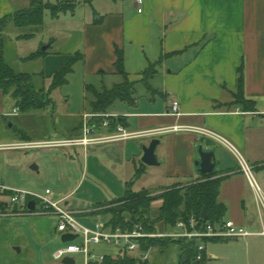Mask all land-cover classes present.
Returning a JSON list of instances; mask_svg holds the SVG:
<instances>
[{
    "label": "crops",
    "instance_id": "crops-1",
    "mask_svg": "<svg viewBox=\"0 0 264 264\" xmlns=\"http://www.w3.org/2000/svg\"><path fill=\"white\" fill-rule=\"evenodd\" d=\"M44 1L52 5L67 2L71 6L57 15L51 9L46 10L45 23L38 31L42 33L38 44L28 51L26 47L22 50L20 43L35 41L38 32L22 41L18 38L21 33L11 37L6 32V62L17 72H29L23 68L25 63L43 59L39 74L52 81L64 63L75 53H81L82 59L76 62L68 81L59 88L70 84L75 68H81L83 96L90 104L93 96L87 90L88 85L102 90L123 82L115 68L117 49H122L129 78L136 81L135 102L121 101V106L113 109V104L105 113L119 115L129 132L161 131L87 146L2 147L10 143L81 137L84 116L95 112L91 105L83 114L69 109L62 114L67 122L62 126L67 131L56 123L52 130L44 132L40 122L56 105L52 92L44 108L22 112L20 108L16 111L19 106L13 96L0 90V178L3 183L39 193L41 186L30 181H79L69 190H58L59 194L50 187L46 189L51 190L52 199H63L61 204L73 210L82 224L94 227L96 220L101 219L109 226L110 214L97 212L102 207L70 205L69 198L82 181H109L110 189L114 181H122L125 188L118 190L121 197L133 190L136 181H149L148 176L152 174L171 181H200L196 161L200 158L198 147L203 145L206 149L215 148L217 166L213 178H221L218 202L227 207L223 221L233 220L251 231L250 235H261L264 209L237 156L209 136L194 130L170 128L181 125L211 129L227 137L248 159L245 158L252 170H264V0H145L141 12L132 0ZM29 6L30 0H0V18ZM73 21L77 23L74 27L69 25ZM44 27H55V32L63 35L61 40L53 34L44 35ZM57 42L58 48L51 50ZM45 45H48L45 55L29 58L38 50L45 51ZM159 60L158 71L150 78V85H146L141 73ZM243 63L245 97L253 100L255 107L236 101L238 71ZM88 76H94V83L85 82ZM50 84L44 87L48 89ZM141 86L152 94L140 93ZM68 95L66 92L65 96ZM174 100L180 102L179 114L171 111ZM111 130V127L99 126L96 133L106 135ZM145 138L160 140L156 148L157 165H147L142 160L144 145L140 140ZM63 147L68 153L60 150ZM33 149L38 150L35 158L20 155L21 151ZM80 153L83 161L77 162L74 154L79 159ZM34 159L37 164L32 162ZM253 175L256 178L254 171ZM143 189L158 188L142 187L133 191ZM0 192L10 196L8 192ZM35 202L34 210L6 201L0 203V264H52L58 260L54 252L67 244L62 240L65 233L57 228L58 216L53 211H44L41 203ZM104 246L97 244L92 249L98 254L119 256L117 248L112 246L113 250L108 251Z\"/></svg>",
    "mask_w": 264,
    "mask_h": 264
},
{
    "label": "trees",
    "instance_id": "trees-1",
    "mask_svg": "<svg viewBox=\"0 0 264 264\" xmlns=\"http://www.w3.org/2000/svg\"><path fill=\"white\" fill-rule=\"evenodd\" d=\"M92 1V0H86ZM71 3H59L52 5L44 0H30V6L17 10L13 14L0 18V90L5 94H11L17 101L22 112L42 109L49 104V93L61 87L68 81V76L74 70V65L82 59L81 53H75L61 68L56 71L52 77L48 89L38 87L35 83V74L29 72H17L7 62L4 56V35L9 26L14 24L18 28H30V32L22 33L18 36L20 39H30L35 36L38 29L45 23V12L51 9L55 15L67 10ZM48 50H38L30 55L29 58L35 59L45 55ZM125 52L117 49V60L115 68L117 73L122 75L123 82L116 84L112 88L98 90L92 85L87 86L88 92L93 96L90 101L91 109L95 113H105L117 101L135 102L136 81L129 78L125 68ZM161 60L148 66L141 74L142 81L150 85V78L158 71ZM238 93L236 101L239 103H250V107H255L253 100L245 97V74L244 63L239 67ZM247 105V104H246ZM122 118L113 120L115 125ZM215 171L207 174H201L202 180L188 181L186 183L178 182L165 188L162 193H155L152 189H143L139 192L128 191L121 198L114 199L115 203L108 209H100L97 212L101 214H110L108 224L112 227H121L130 229L137 222L145 225L147 230L158 229V224L175 226L181 219H188L194 213L204 223L210 222L218 224L223 222L226 212V205L218 202L220 192L221 178H213ZM163 190L158 188L156 191ZM161 199L162 204L157 209H153V202ZM106 204V203H105ZM108 204V203H107ZM100 204L99 206H103ZM206 207L207 219L202 217V211ZM209 239V238H207ZM204 239V240H207ZM175 241L181 245V254L179 264H200L207 258L206 252H203L201 259H198L199 241L187 239H168L151 238L144 241V247L165 245L167 242ZM89 264H149V260L143 261L135 257L131 252L120 254L118 257L107 255L103 261H91Z\"/></svg>",
    "mask_w": 264,
    "mask_h": 264
},
{
    "label": "built area",
    "instance_id": "built-area-1",
    "mask_svg": "<svg viewBox=\"0 0 264 264\" xmlns=\"http://www.w3.org/2000/svg\"><path fill=\"white\" fill-rule=\"evenodd\" d=\"M139 9V12L143 10L142 5L145 0H132ZM19 107L16 109L18 111ZM171 111L174 114L180 113V102L174 100L172 102ZM119 115L110 113H91L86 114L83 119V135L79 138H70L67 140H52L44 142H26L21 145H16L20 148H29L32 146H62V145H89L92 143L114 141L121 139H129L133 137H139L146 134H153L160 132L161 130H147L129 132L126 130L121 122L112 124L113 120L117 119ZM90 118H99L97 121H93ZM99 126L111 127V133L106 135H97L96 131ZM170 129L172 130H194L201 135H206L216 140L219 143L227 146L238 158L239 164L242 170L247 174L251 185L254 187L257 199L264 209V192L259 185L258 181L253 175V170L239 149L224 135H221L206 127L197 126H181L174 125ZM164 131L167 129H163ZM12 147V146H11ZM0 191L8 192L12 203L28 206L32 200H37L41 203L44 211H53L58 216L57 228L62 233L76 234L77 237L68 241L67 244L54 252V257L57 259H63L65 256H72L73 254H83L85 264H89L91 261H103L106 254H98L93 249V245L106 244L117 248L118 255L131 252L136 258L146 261L150 258L151 246L145 248L144 241L151 238L172 237L179 239H187L199 241L198 246V259H201L203 252L206 249L204 239L207 238H221V237H241L252 234L251 231L245 227L238 226L233 220L223 221L218 224L210 222H202L196 214L192 213L188 219H181L175 225V230L164 233L156 229L147 230L145 225L141 222H137L130 229H123L121 227H112L106 225L101 219H97L94 227H90L82 224L76 217V213L73 210L67 209L61 202V200L52 199L49 194L50 189H46L44 193H37L29 190L18 189L7 186L0 178ZM26 209V208H25ZM259 234L264 236V229ZM77 239H81L78 241ZM202 241V243H201ZM117 257V256H116Z\"/></svg>",
    "mask_w": 264,
    "mask_h": 264
},
{
    "label": "rangeland",
    "instance_id": "rangeland-1",
    "mask_svg": "<svg viewBox=\"0 0 264 264\" xmlns=\"http://www.w3.org/2000/svg\"><path fill=\"white\" fill-rule=\"evenodd\" d=\"M69 25L76 26L77 23L75 21L69 23ZM45 28V27H44ZM42 29V27L40 28ZM38 29V31L40 30ZM55 27H48L43 29V34L46 33L53 34L59 37V41L61 40V37L63 35H60V33L55 32ZM30 28H18L14 24H11L8 28V31L10 36L13 37L14 34L19 33H26L30 32ZM37 31V32H38ZM42 33L38 32V36L35 41H29L26 42V40H21L20 47L25 48L26 51H28L31 47H34V45L38 44V40ZM48 34H46L47 36ZM46 39V38H45ZM59 43H55L52 46L51 50H56L58 48ZM43 47V46H42ZM41 47V48H42ZM23 65V64H22ZM43 67V59L34 61V62H28L24 64V70L29 71L31 73H35V83L38 87H44L48 86L50 84L51 79L49 77L44 78V76L39 74V71ZM83 74L81 68H75V72L71 75L70 84L65 85L63 88H59L58 90H53L51 97L53 100H55V106L50 108L47 111V118H44L41 120L40 124L42 125L41 131H49L53 129V125H57V127H62V130L67 131L65 127L62 125L67 124L66 118L62 116V114L66 113L69 109L75 110L77 113H82L85 110L90 109V104L85 102L84 93H83ZM87 81L85 82H91L94 83V76H88ZM110 80V79H109ZM111 82V81H110ZM46 88V87H45ZM140 93H143L147 95V92L152 94V91H149L145 88V86H141ZM62 89V90H61ZM69 92L68 96H65V93ZM68 101L66 100L67 98ZM115 106L113 109H116L117 106H121L122 102L121 100H117L115 103ZM52 109H55L53 111ZM28 114V113H25ZM39 124V123H38ZM39 124V125H40ZM81 129H83V121ZM71 137H60L58 140H67ZM73 138H79V137H73ZM151 138H145L141 139L140 142L146 146L151 143ZM34 142H44V141H34ZM26 142H18V143H10V144H3L2 147H16V145H21ZM36 147V146H32ZM61 151L68 153L67 148L63 147L60 149ZM38 150H28V151H21L20 155H24L26 157L35 158L36 153ZM40 151V150H39ZM6 155V153L4 152ZM81 155L78 156L74 154L76 157V161L80 162L83 161V153H80ZM246 158V157H245ZM69 159V157H68ZM247 159V158H246ZM248 160V159H247ZM33 163L36 162V159L32 161ZM249 162V161H248ZM154 169V168H152ZM155 171V170H154ZM254 174L256 178L259 180L261 185L264 187V170H256L254 169ZM149 178V179H148ZM149 181H136L135 185L133 186V190H139L142 187H149V188H163V190L156 191L154 189L155 193H162L165 191V188H168L171 185H174L178 182L186 183L187 180L184 181H171L166 180L163 177H160L159 175L152 174L151 176H148ZM151 180V181H150ZM79 181H30L32 184H36L37 186H41V189H38L39 193H44L46 187H50L51 190L55 194H59L58 190H69L75 184ZM109 181H82L78 188L75 190L74 194L69 198V201L71 202V206H83V208L87 206H98L100 204H104L101 209H108L112 206H115V203L111 204H105L107 201H113L115 196L121 197L118 193V190L123 187L125 188V183L122 181H114V185L112 186V189L108 186ZM132 190V191H133ZM126 194V193H124ZM125 196V195H124ZM116 197V198H118ZM6 201L8 203H11L10 196L4 195L0 192V203ZM162 204V200L158 199L153 202V209H157ZM115 204V205H114ZM111 215H108L107 221H109ZM106 220V219H104ZM159 227L158 231L169 233L173 230H175V226H167L165 227L163 224H158ZM146 228V227H145ZM154 230V229H153ZM150 231V230H149ZM161 238H168V239H179V238H172V237H161ZM80 241L81 239H77ZM202 243V241H201ZM206 246V255L207 258L203 260L200 264H264V236L263 235H249V236H241V237H221V238H209L207 240H204L203 242ZM66 244V243H64ZM103 245V244H102ZM107 246V245H106ZM104 246L108 251H112V246L106 247ZM180 254H181V245L178 242L170 241L167 242L165 245L159 244L156 246H151L150 250V258L149 264H179L180 260ZM75 259V264H85V260L83 257V254H75L73 255ZM53 260V259H52ZM52 264H63L62 259L53 260Z\"/></svg>",
    "mask_w": 264,
    "mask_h": 264
},
{
    "label": "water",
    "instance_id": "water-1",
    "mask_svg": "<svg viewBox=\"0 0 264 264\" xmlns=\"http://www.w3.org/2000/svg\"><path fill=\"white\" fill-rule=\"evenodd\" d=\"M48 47V45H45L43 49L45 50ZM160 140L157 138H154L149 145L144 146V154L142 157V160L147 165H157L159 164V160L156 154V148L159 144ZM198 152L200 155V158L196 161L197 171L200 174H207L211 173L215 170L217 166V158L215 153V148L212 149H206L203 145H199ZM35 168H37L36 165H34ZM29 209L34 210L36 208V202L35 200H32L28 204ZM202 217L204 219H207V209L206 207L202 211ZM77 237L76 234L71 233H65L63 235L62 240L64 242L72 241ZM62 262L64 264H75V259L73 256H65L62 259ZM199 261H196L195 264H198Z\"/></svg>",
    "mask_w": 264,
    "mask_h": 264
}]
</instances>
